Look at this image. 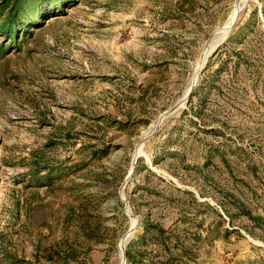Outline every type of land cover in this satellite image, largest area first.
<instances>
[{
    "label": "rangeland",
    "instance_id": "rangeland-1",
    "mask_svg": "<svg viewBox=\"0 0 264 264\" xmlns=\"http://www.w3.org/2000/svg\"><path fill=\"white\" fill-rule=\"evenodd\" d=\"M0 264H264V0H0Z\"/></svg>",
    "mask_w": 264,
    "mask_h": 264
},
{
    "label": "water",
    "instance_id": "water-1",
    "mask_svg": "<svg viewBox=\"0 0 264 264\" xmlns=\"http://www.w3.org/2000/svg\"><path fill=\"white\" fill-rule=\"evenodd\" d=\"M239 10H240V8L237 9V12H238ZM217 33H218V32H215V33H214L213 38H215V37L217 36ZM219 45H220V44H219ZM219 45H217V46L213 49V51L210 53V55L208 56V58L212 56V54L217 50V48H218ZM208 58L206 59L204 65H203L202 68H201V70H199V76H200L201 71L204 69V67H205V65H206V63H207ZM194 87H195V86H194ZM194 87H192V88L189 89V91H188L186 97L184 98V100L187 99V97L189 96V94L191 93V91L193 90ZM170 112H171V111H170ZM170 112H168L167 114H165L164 116H162V117L157 121V123L154 125V128H153L151 131H149V132L147 133L146 136H149V135L153 132V130L156 128V126H157V125H158V124H159V123H160V122H161L166 116H168ZM145 138H147V137H142V138L139 140V143L143 142V141L145 140ZM139 143H138V144H139ZM134 158H135V157H134ZM133 169H134V168H132V171L130 172V174H129L127 180L129 179L130 175L132 174ZM122 256L124 257V253H123V251H122Z\"/></svg>",
    "mask_w": 264,
    "mask_h": 264
}]
</instances>
